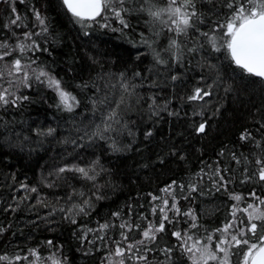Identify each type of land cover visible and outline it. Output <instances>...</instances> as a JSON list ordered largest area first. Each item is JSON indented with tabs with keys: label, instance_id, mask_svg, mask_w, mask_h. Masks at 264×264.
<instances>
[{
	"label": "trees",
	"instance_id": "16d2710c",
	"mask_svg": "<svg viewBox=\"0 0 264 264\" xmlns=\"http://www.w3.org/2000/svg\"><path fill=\"white\" fill-rule=\"evenodd\" d=\"M226 2L194 0V26L175 36L162 23L167 15L157 20L149 14L166 8L168 0H126L121 15L127 27L112 12L84 21L90 26L82 27L61 0H0V42L9 45L0 52L11 53L0 60V91L12 93L9 103L0 104V255L11 264H192L173 232L188 233L201 244L212 235L214 247L224 235L216 229L225 224L232 225L229 233L245 228L248 215L243 209L249 204L264 210L256 199H264L256 163L264 158V82L236 67L226 47L217 51L202 35L215 36L217 44L227 39L217 29L230 12ZM25 33L34 35L26 39ZM173 37L178 47L169 49ZM20 43L26 46L23 53L16 48ZM157 54L165 63H157ZM15 59L21 61L19 73L11 67ZM41 70L47 75L37 80ZM49 78L75 97L71 111L48 86ZM106 78L139 90L129 107L119 108L125 127L118 152L103 142L59 146L36 137L38 128L59 131L78 118L86 122L97 87ZM151 83L152 88L145 87ZM196 88L210 93L200 114L188 99ZM112 99L120 101L119 93ZM155 108L163 111L153 115ZM201 123L203 132L198 131ZM242 135L248 138L242 140ZM39 142L43 144L37 147ZM60 168L66 170L61 173ZM235 195L241 200L233 199ZM85 201L91 208L73 219L49 216L62 203ZM189 210L196 217L194 228L184 215ZM165 213L171 222L164 220ZM124 222L131 227L121 228ZM161 222L165 230L156 232L154 241L145 240L143 230ZM103 224L108 227L101 229ZM258 234L264 233L258 229ZM243 238L256 239L251 233ZM129 244L134 245L131 250ZM118 246L125 249L122 257L114 254ZM168 248L172 251L166 256L162 250ZM243 250L245 245L230 248L232 264H241ZM141 255L146 259L138 260Z\"/></svg>",
	"mask_w": 264,
	"mask_h": 264
},
{
	"label": "snow or ice",
	"instance_id": "6c2138e0",
	"mask_svg": "<svg viewBox=\"0 0 264 264\" xmlns=\"http://www.w3.org/2000/svg\"><path fill=\"white\" fill-rule=\"evenodd\" d=\"M23 2V0H21ZM126 0H63L64 6L67 8L68 12L75 18L77 22H81L82 27H88L90 25L84 24V21H94L97 17H100L102 13L112 12L114 17L119 20L121 24L125 27L128 25L125 23L122 18L121 13L126 11L124 8ZM119 4L120 7L115 5ZM225 6L230 10L229 14L225 16L224 22L217 25V29H220V36L227 37L223 44H217L215 42L216 37L209 35V33H202V35L208 37L209 42L212 44L213 48L217 51L221 47H226L228 54L231 57V60L235 65L243 69L250 76L258 77L261 80H264V0H227ZM15 11V9H13ZM149 14L159 20L162 15H167L168 20L162 21L168 25V31L174 32L175 36L186 35L188 29L194 26V18L197 13L195 11L194 0H168V6L166 8H160L158 10H150ZM35 17L39 21L40 25L43 26V31H47L44 19L41 17L38 11L35 12ZM104 19H107V16H104ZM16 20H19L17 16ZM16 20H12V24H16ZM170 21V24H169ZM108 25L102 24L101 27H106ZM213 32L216 29L212 30ZM38 34V33H37ZM32 33H25L26 39L32 38ZM35 43V42H33ZM25 45L23 43L17 44L16 48L23 53L25 50ZM178 47L177 40L175 37L170 39L169 49H176ZM9 48L7 41L0 42V49ZM189 51H194V49H189ZM10 52H0V60H3L5 56L10 55ZM174 57L179 60L181 57L173 53ZM157 63H165V61L159 57L157 54ZM7 66V65H6ZM11 67L14 68L15 73L22 71V65L20 59H15L11 62ZM11 70L9 75H11ZM47 74L41 70L36 76V79L39 80L40 77L46 76ZM136 75H139L137 73ZM3 73L0 72V78H2ZM27 72L24 73L25 81L28 79ZM173 80L176 79L175 76L172 77ZM48 86L52 87L58 94L60 98V103L64 105L65 109L68 111L72 110V103L70 101H75V97L71 96L70 93L65 92L61 86L60 82L56 79L49 78ZM125 92H128V85L125 83L123 85ZM134 87V86H133ZM131 95V93H129ZM12 93L9 89L5 88L0 91V104L9 103L8 97ZM210 95L209 92L203 91L201 88H196L194 94L188 97L190 100L203 99L204 96ZM22 99H28V97H22ZM11 103H15V100H12ZM123 103V97L116 104L115 108L109 109L108 113L103 117L102 123L105 124L103 130H100L97 126V133L94 135H100L103 138V132L108 131L111 128V124L107 121H114L118 123L117 119V108L120 107V104ZM155 103V101H153ZM205 128L204 123L199 125L198 131L203 132ZM52 129H49V134L52 133ZM151 135V133H148ZM247 136L242 135L241 139H247ZM257 147H259V142H257ZM240 162L239 160L237 161ZM258 176L261 181H264V158L257 159ZM65 168H60L59 172H64ZM71 170V169H69ZM76 171L80 172L84 176L88 177V172L84 168H77ZM219 174V173H217ZM93 179V177H88ZM175 183V182H173ZM172 186L169 185L168 188L163 189L164 192H169V189ZM192 191H196V188L193 186ZM219 190V189H217ZM33 192L36 191L35 188L32 189ZM253 196L255 194L253 193ZM236 201L241 200V196L235 195L232 197ZM157 197L153 196V200ZM259 200L260 205H264V199L256 197ZM168 201L164 200V205L167 206ZM173 208L176 207L175 204L172 205ZM252 209V211H249ZM83 211V208L80 209ZM155 211V210H154ZM164 212V209H161ZM244 212L248 215V223L245 225L244 229H237L235 232L229 233V229L232 227L231 224H225L223 229H216L217 233H223L218 240H216L214 247L211 246L213 237L208 235L206 237L207 243L201 244L199 239L193 240V236L185 233L183 236L180 232H173V235L182 241V247L186 253L191 254L190 259L192 264H232L230 248H239L241 245L246 246V250H243L239 253L242 256L241 264H264V234H258V229L260 233H264V225H258L254 221H264V210H260L258 207L249 204L247 208L243 209ZM179 212V209H177ZM113 215L119 216V213H114ZM188 215L193 223L191 227H196L195 224V214L189 210V212L184 213ZM233 216H235V206L233 211ZM164 220H169L167 214L164 215ZM74 222V221H73ZM169 222H171L169 220ZM107 224L100 226L101 229L107 228ZM121 228H130L127 222L121 223ZM137 227H139L137 225ZM165 225L163 222L159 225L149 224L146 230H143V237L147 241H154L156 239L155 233L164 231ZM248 233H251L256 239H244ZM123 235V233H122ZM230 235V239L226 238ZM127 238L126 236L124 237ZM192 241L191 244L188 242ZM49 245L52 244V241L47 242ZM138 244H143L144 241H137ZM128 250H131L134 245L129 244ZM33 256L37 255L35 250H30ZM163 253L168 256L171 253L172 249H163ZM125 249L118 246L115 249L116 256H124ZM222 254V255H219ZM171 257L169 256V259ZM16 260L21 259L17 256ZM27 259V257H24ZM138 260H145L146 257L141 255L137 257ZM0 261H7L8 264H11L10 258L5 255H0ZM54 264L56 262L54 261ZM120 264H123V260L120 261Z\"/></svg>",
	"mask_w": 264,
	"mask_h": 264
},
{
	"label": "rangeland",
	"instance_id": "374dc122",
	"mask_svg": "<svg viewBox=\"0 0 264 264\" xmlns=\"http://www.w3.org/2000/svg\"><path fill=\"white\" fill-rule=\"evenodd\" d=\"M161 75L160 73L158 76ZM162 77V75H161ZM164 79V78H163ZM101 84L97 87V94L95 95V99L92 101L91 106V112L89 113L88 119L86 122H82L81 118H78V122H73L74 125L68 126L67 128L59 127L60 130L52 129V133L49 134L48 130H42V129H35L33 133L38 137V139H43L44 142L46 140L48 141H55L56 144L59 146H79V145H91L94 142H103L106 146L110 147L113 151L119 150V142L118 138H122V132H124V123H123V116L121 115V112L119 108L121 107H129V99L136 96L137 88L131 87L129 83L122 82L120 79L117 78H106L104 81H100ZM128 85V92H125L123 85ZM154 83L146 84V88H152L154 86ZM115 91L119 93L120 99L123 97V101H125L120 104V107L117 108V119L118 123L114 121H107V123L111 124V128L108 131L103 132V138H101L100 135H94V133H97V126H99L100 130H103L105 127V124L102 123L103 117L108 113L109 109L115 108L116 104L114 103V100L112 99V94H115ZM147 91V90H146ZM131 93V95L129 94ZM140 95V94H139ZM138 96V95H137ZM206 96H204L203 99L193 100L192 104L195 108H198V110H195L198 114L201 113V110L206 105L204 103V99ZM195 102V103H194ZM126 103V105H124ZM151 108V107H150ZM163 109H152L151 113L153 115H157L159 112H162ZM84 123V124H82ZM119 136V137H118ZM57 137H61L62 140H55ZM36 139V138H34ZM26 145L29 142V139H22ZM20 143V142H19ZM25 144L20 143L23 147H25ZM43 144V142H42ZM40 144H37V147H40ZM18 147H21V146ZM83 208V211H80V209ZM91 208V203L88 201H85L81 204L71 202L68 203H62L58 208H55L53 211H51V214L49 216H62L67 220L73 219L76 216L83 214L87 212Z\"/></svg>",
	"mask_w": 264,
	"mask_h": 264
},
{
	"label": "water",
	"instance_id": "95a60500",
	"mask_svg": "<svg viewBox=\"0 0 264 264\" xmlns=\"http://www.w3.org/2000/svg\"><path fill=\"white\" fill-rule=\"evenodd\" d=\"M62 1V3H63V0H61ZM64 5V4H63ZM65 7V6H64ZM65 9H66V11L68 12V10H67V8L65 7ZM70 15H71V13L70 12H68ZM230 56V55H229ZM231 58V57H230ZM233 62V61H232ZM234 63V62H233ZM234 65H235V63H234ZM236 66V65H235ZM237 67V66H236ZM241 70H243V69H241ZM244 71V70H243ZM245 72V71H244ZM248 74V73H247ZM254 77V76H253ZM254 78H256V79H259V80H261L260 78H258V77H254ZM261 81H263L264 82V80H261Z\"/></svg>",
	"mask_w": 264,
	"mask_h": 264
}]
</instances>
